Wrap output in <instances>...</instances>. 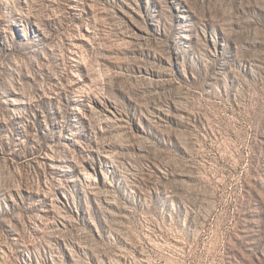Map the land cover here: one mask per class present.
I'll return each mask as SVG.
<instances>
[{
	"label": "rangeland",
	"instance_id": "1",
	"mask_svg": "<svg viewBox=\"0 0 264 264\" xmlns=\"http://www.w3.org/2000/svg\"><path fill=\"white\" fill-rule=\"evenodd\" d=\"M0 264H264V0H0Z\"/></svg>",
	"mask_w": 264,
	"mask_h": 264
}]
</instances>
